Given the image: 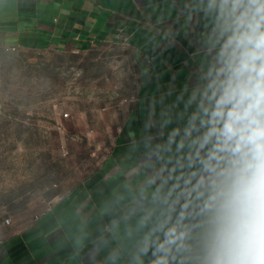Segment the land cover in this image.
<instances>
[{"label": "crops", "instance_id": "1", "mask_svg": "<svg viewBox=\"0 0 264 264\" xmlns=\"http://www.w3.org/2000/svg\"><path fill=\"white\" fill-rule=\"evenodd\" d=\"M230 7L223 0H0V47L74 51L119 40L137 52L140 70L136 98L98 171L27 226L6 231L0 264H153L161 220L176 226L168 264H207L211 189L197 183L202 153L184 131L231 34Z\"/></svg>", "mask_w": 264, "mask_h": 264}, {"label": "rangeland", "instance_id": "2", "mask_svg": "<svg viewBox=\"0 0 264 264\" xmlns=\"http://www.w3.org/2000/svg\"><path fill=\"white\" fill-rule=\"evenodd\" d=\"M12 49L0 47V243L98 171L140 81L124 41Z\"/></svg>", "mask_w": 264, "mask_h": 264}, {"label": "clouds", "instance_id": "3", "mask_svg": "<svg viewBox=\"0 0 264 264\" xmlns=\"http://www.w3.org/2000/svg\"><path fill=\"white\" fill-rule=\"evenodd\" d=\"M229 3L231 34L184 137L202 153L204 176L197 183L211 189L207 264H264V0H223ZM175 228L170 220L159 222L164 238L154 242L153 264H168Z\"/></svg>", "mask_w": 264, "mask_h": 264}, {"label": "built area", "instance_id": "4", "mask_svg": "<svg viewBox=\"0 0 264 264\" xmlns=\"http://www.w3.org/2000/svg\"><path fill=\"white\" fill-rule=\"evenodd\" d=\"M12 50H14V48ZM10 224H11V221L10 220H7L6 221V225L10 226Z\"/></svg>", "mask_w": 264, "mask_h": 264}]
</instances>
